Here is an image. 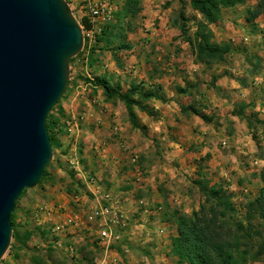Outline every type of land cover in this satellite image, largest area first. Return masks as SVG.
I'll return each mask as SVG.
<instances>
[{
    "label": "rangeland",
    "instance_id": "rangeland-1",
    "mask_svg": "<svg viewBox=\"0 0 264 264\" xmlns=\"http://www.w3.org/2000/svg\"><path fill=\"white\" fill-rule=\"evenodd\" d=\"M66 1L84 44L46 120L52 158L16 200L0 264H148L160 238L173 251L179 217L204 214L242 235L247 264H264V220L246 208L264 188V0L213 17L192 0H100L107 23L86 17L93 0ZM204 36L228 51L203 50ZM99 80L129 96L133 117Z\"/></svg>",
    "mask_w": 264,
    "mask_h": 264
},
{
    "label": "water",
    "instance_id": "water-1",
    "mask_svg": "<svg viewBox=\"0 0 264 264\" xmlns=\"http://www.w3.org/2000/svg\"><path fill=\"white\" fill-rule=\"evenodd\" d=\"M83 44L66 0H0V260L16 200L39 183L52 158L46 120Z\"/></svg>",
    "mask_w": 264,
    "mask_h": 264
},
{
    "label": "trees",
    "instance_id": "trees-1",
    "mask_svg": "<svg viewBox=\"0 0 264 264\" xmlns=\"http://www.w3.org/2000/svg\"><path fill=\"white\" fill-rule=\"evenodd\" d=\"M237 1L239 0H192L194 6L209 17H213V9L218 4H234ZM83 22L86 27H91L88 18H84ZM199 46L203 50L210 51L213 56H221L228 51V48L210 43L205 36ZM99 83L109 95L119 94L126 101L129 114L133 117L132 101L129 96L120 94L104 80H99ZM143 96L163 99L152 90H146ZM48 129H50L49 124ZM261 176L264 180V168ZM246 208L248 215L259 216L264 220V188L257 198L248 202ZM177 226L178 235L173 238V252L182 262L187 264H247L250 259V250L241 248L242 235L233 232L232 229L228 230L225 224H218L217 215L204 214L194 217L183 215L177 220ZM243 236L247 238V235Z\"/></svg>",
    "mask_w": 264,
    "mask_h": 264
},
{
    "label": "built area",
    "instance_id": "built-area-1",
    "mask_svg": "<svg viewBox=\"0 0 264 264\" xmlns=\"http://www.w3.org/2000/svg\"><path fill=\"white\" fill-rule=\"evenodd\" d=\"M83 9H86L85 12L87 14L86 17L90 19L92 23L100 22V23H107L111 19V11L108 8V4L101 2L100 0H93L89 2L88 4L83 5ZM92 32V31H91ZM110 209L102 210L101 212H94V216H92V219L97 217L98 215L104 216L108 213H110ZM123 214H121V217L123 218ZM102 236L101 238L103 240L111 241L113 236L112 227H108L107 229L102 230Z\"/></svg>",
    "mask_w": 264,
    "mask_h": 264
},
{
    "label": "crops",
    "instance_id": "crops-1",
    "mask_svg": "<svg viewBox=\"0 0 264 264\" xmlns=\"http://www.w3.org/2000/svg\"><path fill=\"white\" fill-rule=\"evenodd\" d=\"M125 217L127 218L126 214H125ZM126 220L123 223H125ZM130 238H132V236L129 237V239ZM159 241H161V242L158 243L159 247L156 248L157 252L155 251V249L152 250L153 251V255H152L153 257H150V258L142 257L143 261L146 260V261H144L145 263H148V264H174L176 262L177 264H186L185 262H182L178 259V256L172 251V247L168 246L166 244V241H165V243H163L164 238H160ZM156 244H157V242H156ZM158 251L163 252L164 254L163 253L159 254Z\"/></svg>",
    "mask_w": 264,
    "mask_h": 264
}]
</instances>
